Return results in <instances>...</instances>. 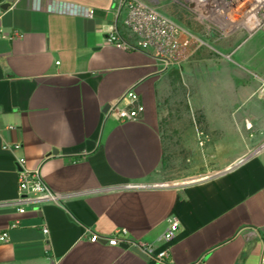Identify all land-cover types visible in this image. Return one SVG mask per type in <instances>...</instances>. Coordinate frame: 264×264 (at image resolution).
Instances as JSON below:
<instances>
[{"label": "crops", "instance_id": "obj_1", "mask_svg": "<svg viewBox=\"0 0 264 264\" xmlns=\"http://www.w3.org/2000/svg\"><path fill=\"white\" fill-rule=\"evenodd\" d=\"M119 2L11 0L0 11V264H149L89 241L119 229L166 248L169 264H264V152H242L246 130L264 144V51L238 53L253 33L220 37L226 25L194 1L169 16L188 34L159 73L149 52L107 42L114 30L129 39ZM130 92L143 113L122 122L109 108ZM209 144L241 147L213 160ZM18 158L61 205L20 202ZM170 218L179 229L164 246Z\"/></svg>", "mask_w": 264, "mask_h": 264}, {"label": "built area", "instance_id": "obj_2", "mask_svg": "<svg viewBox=\"0 0 264 264\" xmlns=\"http://www.w3.org/2000/svg\"><path fill=\"white\" fill-rule=\"evenodd\" d=\"M194 1L201 8L209 10L217 21L226 25L225 29L221 28L220 37L240 29L249 34L259 30L264 31V0H184L188 4ZM118 10L123 12L121 22L129 39H125L122 34L114 30L107 36V42L110 45L126 51L149 52L159 73L167 71L176 64L180 36L188 34L178 22L158 11L147 0H120ZM57 12L84 17L91 16V11L82 8L77 10L59 8ZM126 97L128 99L127 107L118 108L114 104L110 106L109 111L122 122L137 121L143 113V106L136 94L130 92ZM262 148L264 146L256 152L259 153ZM16 163L19 167L17 192L20 202H25L32 195L39 201L55 205L62 204V195L50 190L42 182L37 170H27L24 167L23 158H18ZM18 212L22 213L23 209L19 208ZM11 227H15V224ZM178 229V221L172 218L168 219L166 228L158 241L167 246L176 236ZM41 232L46 235L47 229L42 228ZM89 241L92 243L102 242L109 246L121 247L125 245L127 248L136 249L148 262L169 264L166 248L158 249L153 244L132 240L126 236L124 230H116L112 235L91 233ZM0 242H7L6 233L0 235Z\"/></svg>", "mask_w": 264, "mask_h": 264}, {"label": "rangeland", "instance_id": "obj_3", "mask_svg": "<svg viewBox=\"0 0 264 264\" xmlns=\"http://www.w3.org/2000/svg\"><path fill=\"white\" fill-rule=\"evenodd\" d=\"M158 10L168 16L175 15L177 17H185L187 16V11L189 12L187 3L184 0H162L161 3L157 6ZM252 44L258 47L259 52L264 51V35H262L261 31H256L253 33L251 38L246 40L241 44V46L237 49L238 53H242L247 51ZM260 55V54H259ZM234 58V57H233ZM201 138V135H199ZM255 135L249 130H246L243 133V142L242 144V152L243 155H249L251 153H255L260 147L264 146V144H254ZM212 146V154L214 159L227 158L230 153L239 152L240 144H209ZM260 152H264V148L260 150ZM209 171L212 172L214 169L219 167L218 164L213 163V161L207 165ZM205 172L204 175H208Z\"/></svg>", "mask_w": 264, "mask_h": 264}, {"label": "water", "instance_id": "obj_4", "mask_svg": "<svg viewBox=\"0 0 264 264\" xmlns=\"http://www.w3.org/2000/svg\"><path fill=\"white\" fill-rule=\"evenodd\" d=\"M11 3V0H6L4 3L0 4V10L5 11L8 9L9 5ZM55 150H53L52 152L54 153ZM246 159V158H245ZM245 159L241 160L239 163L243 162ZM124 249H128L132 252H134L135 254H137L138 256L142 257L143 259L146 260V258L140 253L138 252L136 249L133 248H127V246L123 245L121 246ZM149 264H154L153 262H149Z\"/></svg>", "mask_w": 264, "mask_h": 264}, {"label": "trees", "instance_id": "obj_5", "mask_svg": "<svg viewBox=\"0 0 264 264\" xmlns=\"http://www.w3.org/2000/svg\"><path fill=\"white\" fill-rule=\"evenodd\" d=\"M2 0H0V2H1Z\"/></svg>", "mask_w": 264, "mask_h": 264}]
</instances>
